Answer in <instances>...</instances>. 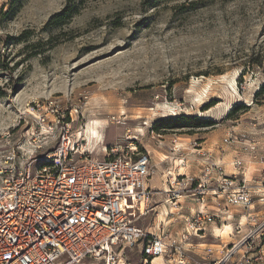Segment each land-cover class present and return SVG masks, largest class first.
I'll list each match as a JSON object with an SVG mask.
<instances>
[{"label": "rangeland", "instance_id": "rangeland-1", "mask_svg": "<svg viewBox=\"0 0 264 264\" xmlns=\"http://www.w3.org/2000/svg\"><path fill=\"white\" fill-rule=\"evenodd\" d=\"M67 4L0 0V150L38 136L51 149V138L66 128L83 133L94 159H105V148L133 144L161 160L168 155L173 162L162 163L176 167L186 158L179 144L198 149L204 139L222 157L241 156L249 178V165L264 156V92L256 98L264 87V0H74L73 13L50 24ZM178 116L215 125L153 131ZM42 118L53 132L40 131ZM230 134L254 139L259 150L225 145ZM175 145L180 154L172 153ZM170 172L161 182L155 174L151 185L161 191ZM213 238L206 243L219 242ZM128 257L139 264L137 253Z\"/></svg>", "mask_w": 264, "mask_h": 264}, {"label": "built area", "instance_id": "built-area-1", "mask_svg": "<svg viewBox=\"0 0 264 264\" xmlns=\"http://www.w3.org/2000/svg\"><path fill=\"white\" fill-rule=\"evenodd\" d=\"M39 121L40 131L53 132L46 118ZM82 135L64 128L51 138L54 148L38 136L30 145L0 150V264H130L129 252L139 255V264L156 258L164 264H264V218L255 210L264 206V181L256 198L241 156L232 175L207 163L199 175L170 172L159 191L149 186L156 171L147 151L129 144L105 148V159H94ZM241 140L230 134L224 144L257 153V141ZM158 195L172 207L185 197L200 207L188 216L170 211L166 222L142 228L138 221L161 215L153 206ZM209 202L216 208L208 210ZM210 227L219 242L197 255L194 241L205 239Z\"/></svg>", "mask_w": 264, "mask_h": 264}, {"label": "crops", "instance_id": "crops-1", "mask_svg": "<svg viewBox=\"0 0 264 264\" xmlns=\"http://www.w3.org/2000/svg\"><path fill=\"white\" fill-rule=\"evenodd\" d=\"M202 140L204 142L198 146V149H192V147H190V144H189L190 142H187V141L179 144L180 146H183V148H185V150L183 152V154L186 156V158H184L185 159L184 161L186 162L184 167H181V165H179V164H177L176 167H174L172 163L171 164H168V163L163 164L162 163L163 161H167L169 159H171V161L173 162V158L169 157L166 154H163L164 160L159 159L156 151L154 152V157H152L150 154L151 159H152V166L156 168L155 171H156V174L159 178V181L161 182L162 178H164L163 175L166 174V170L167 171L168 170H172V171L174 170V173L177 174L178 176L199 175L202 173L204 167L208 163L207 160L211 159V158H212V162L214 164H216L217 166L222 167V169L224 170V172L227 175H232L233 174L232 163L234 161L233 154H231L230 156H223L222 157L220 152L217 151L213 147V145H211L210 140L209 141H205L204 139H202ZM89 150L92 152L93 148H89ZM144 151H147V150H144ZM208 151H211V153H213L212 156L209 157L206 154ZM196 153H199V155L200 154L205 155L206 157L204 158L201 156H197ZM105 157H106V154H105ZM257 161L258 162L251 163L249 165V168H248L249 178H248V176L246 177V179H248L247 181H249L250 186L255 191V197L256 198L259 196L257 192H260V190H262V184L264 181V156H261L260 159ZM178 169H179V173H178ZM256 176H258L259 180H256V178H255ZM151 181H152V179L149 182V186L151 188H153L154 190H157L155 185H151ZM159 187L162 189L161 183H160ZM164 201H165V197L163 195H158L153 200V206H157L156 211L161 213L160 216L148 217V219H150V220L153 218V220L155 221L154 222L155 225H158L160 222H166L167 218L165 216L170 211L171 212L181 211V213H183L184 215H190L191 213L196 212L200 207V205L197 204L195 202V200L191 197L182 198L180 200L181 206H178V207H172L169 204H165ZM215 202H209L207 204L208 210H213L214 208H216L214 206ZM256 212L260 218H262V219L264 218V208H260L259 210H256ZM177 225H179V224H177ZM175 230H176V228H174V231ZM213 232H214V227H210L206 233L205 239L194 241V243L197 244V246H200V247H196L194 250V252H196L197 255H199V253L204 252L203 246L215 245L213 243H211V244L206 243L208 238L214 239L213 238ZM215 234L218 235L216 232H215ZM240 237H241V235H240ZM240 237H238V239ZM153 264H164V260L162 258H156L153 260Z\"/></svg>", "mask_w": 264, "mask_h": 264}, {"label": "trees", "instance_id": "trees-1", "mask_svg": "<svg viewBox=\"0 0 264 264\" xmlns=\"http://www.w3.org/2000/svg\"><path fill=\"white\" fill-rule=\"evenodd\" d=\"M73 3H74V0H68V4L64 8V10L56 14L53 17V19L50 21V24H54L57 26V25H60L62 22H64L74 11V9L71 7ZM6 70H9V68H6ZM263 92H264V87L260 92L256 94L257 100L259 99L260 96H262ZM238 109L247 110V107L239 106V108L235 110L238 111ZM235 110L230 112L229 117H233ZM214 125H215L214 122L208 119H201L198 117H191V116H178L175 118H168L166 120H160L157 124L154 125L153 131H156L158 134H161V131L165 129L188 130V132L189 131L192 132L195 130L210 128V127H213ZM141 151L144 152V150H141Z\"/></svg>", "mask_w": 264, "mask_h": 264}, {"label": "bare ground", "instance_id": "bare-ground-1", "mask_svg": "<svg viewBox=\"0 0 264 264\" xmlns=\"http://www.w3.org/2000/svg\"><path fill=\"white\" fill-rule=\"evenodd\" d=\"M229 226H227V228H225V230H224V234H228L229 233V231H230V229L228 228ZM218 231V230H217ZM217 231H216V233H217ZM219 232V231H218ZM218 235H220L221 234V232H220V234L219 233H217Z\"/></svg>", "mask_w": 264, "mask_h": 264}]
</instances>
